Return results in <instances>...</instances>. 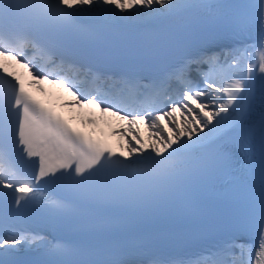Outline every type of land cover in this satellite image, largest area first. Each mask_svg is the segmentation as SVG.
<instances>
[{
	"label": "snow or ice",
	"instance_id": "1",
	"mask_svg": "<svg viewBox=\"0 0 264 264\" xmlns=\"http://www.w3.org/2000/svg\"><path fill=\"white\" fill-rule=\"evenodd\" d=\"M199 11L209 12L202 30L242 47L191 54L146 83L125 74L112 78L108 90L86 91L24 54L27 46L38 48L54 64L63 58L57 37L77 29L84 17L106 29H142ZM189 30L161 28L151 42L128 37L105 43L129 51L164 47ZM0 38L15 45L0 44V58L23 63L34 80L52 76L75 97L73 105L96 104L128 121L120 130L127 144L117 152L43 105L0 63V77L12 84L10 91L0 90V264H130L124 259L126 223L151 215L225 223L235 239L222 241L203 264H264V110L255 115L257 94L264 100V0H0ZM78 67L95 82L110 79L88 65ZM141 123L151 129L150 141L140 136ZM13 153L35 169L29 178H18L27 173ZM42 181L65 195L41 197ZM9 196L15 197L11 207ZM29 209L78 227L77 239L37 241L11 223ZM18 245L48 258L21 260Z\"/></svg>",
	"mask_w": 264,
	"mask_h": 264
},
{
	"label": "bare ground",
	"instance_id": "2",
	"mask_svg": "<svg viewBox=\"0 0 264 264\" xmlns=\"http://www.w3.org/2000/svg\"><path fill=\"white\" fill-rule=\"evenodd\" d=\"M257 54H258V50H257ZM8 62H11V61H14V59L12 58H7L6 59ZM16 60V59H15ZM17 61V60H16ZM250 62V61H248ZM31 74V73H30ZM29 73H27L26 71L22 73V75L27 78L28 76L27 75H30ZM32 75V74H31ZM36 83H38L39 85H41L43 82L42 80H39V81H36ZM65 89H67L68 91V88L64 87ZM68 93V96L69 98L71 99V102L75 100V97L72 95L71 92H67ZM73 106V104H72ZM81 107V106H80ZM82 110H84L83 112L85 113V115H82L80 114L81 116L85 117L86 120L89 122V124H94V125H97V126H100V125H104L106 120H105V117L108 113H110L111 115H113L111 112H108V113H104L100 110L99 107H97L96 104H92V105H84L83 107H81ZM80 111V109H79ZM179 112V111H178ZM180 117H181V114L179 112ZM115 116V115H114ZM118 117V116H116ZM119 118V117H118ZM128 121L126 120H122L120 122V124L122 125V128H126L127 127V124ZM108 136L110 135L109 133L107 134Z\"/></svg>",
	"mask_w": 264,
	"mask_h": 264
},
{
	"label": "rangeland",
	"instance_id": "3",
	"mask_svg": "<svg viewBox=\"0 0 264 264\" xmlns=\"http://www.w3.org/2000/svg\"><path fill=\"white\" fill-rule=\"evenodd\" d=\"M46 82H49L50 85H52V84L56 85V83H53V82H52V78L47 79ZM34 85H35L36 87H39V84H38V83H36V84L34 83ZM58 85H60V87H63L62 83H58ZM58 85H57V86H58ZM63 90H64V89H63ZM65 92H66V93L68 92L67 89H65ZM67 94H68V93H67ZM65 106L69 109V111H71V112L74 114V117H76V118H78V119L81 118L80 115H79V113L82 114V115H85V113L83 112L84 110L81 109L80 105H73V106H72V103H71L70 100L67 101V103L65 104ZM79 109H80V111H79ZM77 111H79V113H78ZM178 114H179V112L176 113L178 120H179L181 123H183V122H184V118H183L182 116L180 117V115H178ZM126 125H127V127H128V123H127ZM145 125H146V124H145ZM146 126H147V125H146ZM127 127H126V128H127ZM147 127H148V126H147ZM122 129H123V128H119L118 130L114 131L112 134H113V136L117 139V142H118V143L124 145L125 143H124L123 141H126V142H127V138H126L124 135H121V134H120V130H122ZM124 129H125V128H124ZM148 129H149L148 136H149V137H152V136H151V129H150L149 127H148Z\"/></svg>",
	"mask_w": 264,
	"mask_h": 264
}]
</instances>
